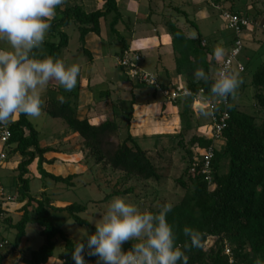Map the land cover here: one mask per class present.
Wrapping results in <instances>:
<instances>
[{"label": "trees", "instance_id": "trees-1", "mask_svg": "<svg viewBox=\"0 0 264 264\" xmlns=\"http://www.w3.org/2000/svg\"><path fill=\"white\" fill-rule=\"evenodd\" d=\"M62 12L61 17L51 21L50 30L55 31L58 24L65 26L74 21L80 30L82 48L88 55L90 52L84 47L86 35L91 31L99 32L101 21L110 14H113L111 28L118 34V40L122 43L121 53L128 49L125 38L115 29L121 18L118 0H103L101 7L91 11H87L83 4L76 3L65 7ZM168 28L175 54L180 53V56L176 55L177 71L187 75L186 84L194 92L193 95L186 97L185 108L180 111L181 130L184 131L191 126L190 115H193V111L190 105L199 89L204 88L205 98L212 96L211 80L208 83L198 81L193 75L194 71L203 68L206 73L212 75L214 59L208 60V54L212 53V50L207 42L203 44L205 38L201 34L189 37L172 21H168ZM58 35L57 44L53 41L44 42L52 50L48 55L53 56L54 50L60 51L68 44L67 33L59 31ZM251 84L254 87L255 103L264 110V60L256 66ZM229 100L230 117L222 134L225 146L223 150L215 147L212 163L213 181L208 183L201 171H190L192 155L199 154L201 150L214 143V138L207 134H194L186 148L187 166L183 174L177 178V182L185 189L184 195L179 202L171 205V210L167 213V221L177 237V245L181 246L188 257L187 264H255L257 259L264 264V115L260 112L242 110L231 97ZM179 101L180 99L174 103ZM44 109L49 115L62 118L83 137L85 145L90 149V155L97 163L105 162L116 168L122 167L126 170L127 176L134 174L144 178L154 177L157 180L162 178L159 168L129 128L121 141H113V138L121 136L122 124L116 118H108L98 124L91 123L88 118H79L77 105L70 97L61 101L49 97ZM132 116L133 108L127 117L128 123ZM9 127L12 135L3 149L7 157L16 153L21 155L16 169L17 191L23 201L16 208L21 216L19 220L14 221L11 210L3 205L2 199L0 213H5V217L0 218L2 230L7 231L9 228L16 230L9 250L14 251L20 247L26 234V226L32 221L34 212L33 222L39 226L45 241L38 249L30 251L28 264H46L54 257L58 239L64 242L63 249L58 253V259L62 260L61 264H76L72 255L75 241L61 226L55 224L50 211V196L45 192H42V197L31 194L27 174L30 164L36 158L42 176L50 177L56 182L71 183L79 173L65 176L44 169L43 163L48 162L44 154L52 147L40 145V131L26 115H18L15 121L9 123ZM225 158L228 159V169L223 171ZM131 191L132 187H129L115 190L107 196ZM86 209V204L77 202L56 207L57 211H67L75 222L90 225L88 220L79 215ZM158 211L159 209L152 212ZM185 226L201 233L198 247L192 246L190 239L183 235ZM3 236L8 239L6 235ZM210 236L215 237V241L209 248H205L204 244ZM227 244L231 246V255L225 252ZM130 246L131 242L125 244V250ZM83 256L84 261L97 258L87 253ZM1 259L0 257V261Z\"/></svg>", "mask_w": 264, "mask_h": 264}, {"label": "rangeland", "instance_id": "rangeland-1", "mask_svg": "<svg viewBox=\"0 0 264 264\" xmlns=\"http://www.w3.org/2000/svg\"><path fill=\"white\" fill-rule=\"evenodd\" d=\"M70 2H75V0H69ZM181 5V3H179ZM183 4V3H182ZM238 5V0H236ZM187 6V5H184ZM211 9H216L212 7L208 2L204 1L201 5L186 7L189 18L194 20V16H197L198 8L200 7ZM258 8H263L262 4L258 5ZM57 11V10H56ZM223 11H218L214 14L215 17H212L211 21L197 20V25L191 24V20L187 19V15L183 13H178V11L172 10L171 13L174 16L178 17V22L183 23L188 28L187 32L193 37L202 34L205 37L206 42H209L210 38L215 37L220 42H223L225 45L230 46L231 37H235L234 30L231 28L226 19L223 16ZM56 19L61 17L62 12H58ZM137 17L132 16L130 19L125 18V21L130 22H139L142 18L136 19ZM141 21L144 29L147 30V34L159 40V37L162 34V29L159 27L157 31V24H165V21L162 16L152 17L146 21V17ZM155 21V22H154ZM102 22H105L103 20ZM260 22H263L260 21ZM156 24V25H157ZM217 26L218 30L215 34L211 32L207 27ZM105 25V24H104ZM105 27V26H103ZM108 27V26H107ZM168 28V26H167ZM169 30V28H168ZM54 31V30H53ZM59 31H64L68 35V45L63 47L60 51H53L54 58H61L65 61L66 64H78L81 67V71L85 68L88 63H91L90 56L82 48V41L80 40V30L77 24L74 21H71L67 25L58 24L55 29V36L52 35L49 30L45 41H53L56 44L59 41ZM118 32L129 42L132 41L133 49L131 52H136V48H140L138 40L145 36V32L141 33L138 31H130L126 28H119ZM109 32V31H108ZM257 34L261 39L263 44L259 49L255 44H252L247 40V37L242 36L243 39V49L239 55L240 61H242L247 68L243 72L234 70V72L239 74V78L242 80L240 87L237 89V94L233 101L239 105L242 110L247 112H260L264 115V110H261L259 105H256V100L254 97V87L251 84L253 73L256 69L258 63L264 60V33L260 27H257ZM110 33V32H109ZM168 33L171 35L170 30ZM106 34V29L105 33ZM113 35V36H112ZM111 43L108 48L109 54L104 64L107 67L108 72L122 73L125 72L124 68L118 65L117 51L120 50L121 41L118 40V34L111 33ZM230 38V39H229ZM116 39V40H115ZM134 42V43H133ZM233 42V41H232ZM231 44V45H229ZM6 45L0 44V47ZM43 54L48 55L52 50L48 44H44L42 48ZM175 52V51H174ZM152 53V52H151ZM180 56V53L175 54ZM158 56V55H157ZM157 56L148 53L146 55L143 52V56L139 61L140 66L150 72H153L156 77L159 78V70L161 63L158 62ZM164 60L168 63H171L173 60L169 57H165ZM99 64L98 61L95 62V66ZM213 74L217 71L216 65L212 67ZM81 75V73H80ZM161 81V80H160ZM183 83V80H181ZM94 88L100 90L103 88H108V82L103 81L92 83ZM167 85V84H165ZM149 87V86H148ZM146 87L147 90L149 88ZM77 88V86L75 87ZM74 88V89H75ZM145 90L147 93L148 91ZM69 92H66L63 88L58 86L55 83H50L42 93V115L39 119H30L28 118L39 130H40V143L41 144H55L54 137L58 136L63 126L69 127L68 124L62 118H55L44 110L46 101L49 97L60 98L61 100L67 99ZM73 94L70 98L72 101L76 100ZM120 97H123L121 99ZM159 97L165 98L161 93ZM109 104L111 108H114L115 114L111 113V110L107 118H115L116 114L118 115L116 119L122 124L121 136L118 138H113L114 142L121 141L124 138V135L128 130V121L127 117L129 116V111L131 109L130 99L125 95H122L120 92H113L109 97ZM186 97L180 98L178 103V110H183L185 108ZM192 109L191 116V126L184 131L181 130L182 124H176L175 121L170 119L164 120L161 122L159 128L148 131L150 137L145 138L140 136L139 133H136L133 128V133L137 137L138 142L141 146L146 149L149 157L154 162V164L159 168L162 173V178L157 180L154 177L144 178L137 175L127 176L126 170L122 167H114L105 162L97 163L95 158L90 155V149L85 145L84 140L80 143L78 152L82 154L81 160L79 163L71 164V162H65L57 160L46 164L48 171L54 173H61L64 175H69L73 172H79L73 179L71 183L66 182H56L50 177H43L38 169V159L34 160L30 164L29 175H30V192L34 196H38L41 193V189L46 188L48 195L51 198L50 211L53 215V220L55 224L61 226L68 235L77 243L80 240L79 229L87 228L89 233L95 231L94 224L90 225L79 224L75 222L67 211H57V206H64L69 203L77 202L87 205V209L81 212L79 215L86 220H90L92 216L96 219L99 218L97 212H103L107 206V203L115 196H120L125 198L127 201L137 204L142 210L147 211H156L160 207L167 203L173 205L182 198L184 195L185 189L177 182V178L180 177L185 167L187 166V157H186V148L190 144V139L194 134H211V122H212V113L210 108L207 105V102L204 98H200L190 105ZM125 111H122V110ZM189 116V117H190ZM18 118V115L14 118L15 121ZM155 121V120H154ZM153 122V121H150ZM156 125V124H155ZM71 128V127H70ZM76 135L79 139L83 137L76 132ZM144 135H147L146 133ZM214 144L219 150H223L225 146V140L223 137L214 139ZM73 147H76L75 144ZM78 148V147H77ZM2 147L0 145V151ZM21 159V158H20ZM79 164V165H78ZM16 160L15 157L8 156L5 158L0 165V185L5 188L6 196L4 198L3 205L8 206L11 210L14 221L19 220L20 213L16 211V208L19 207L23 201L20 199V195L17 191L18 188V171L16 169ZM228 169V159L223 160L222 170L226 171ZM129 187H132V191L129 193H122L118 195H110L115 190H124ZM12 196H15V199H12ZM42 197V195L40 196ZM32 216L35 217V213L32 212ZM1 233L6 235L9 241L12 243L15 238L16 230L9 228L7 231L2 230ZM45 241V236L41 234L40 228L35 223L29 222L26 226V234L22 243V247L16 251H12L4 257V260L0 264H28V256L31 250L38 249ZM58 243L54 252V257L51 258L46 264H60L61 260L58 259V253L63 249V241L58 239ZM215 241V237L210 236L206 240L204 247L209 248ZM12 244H8L5 247L0 249V254L6 252L10 249ZM87 253L85 250L82 255ZM97 262L96 259H90L85 261V264H92Z\"/></svg>", "mask_w": 264, "mask_h": 264}, {"label": "clouds", "instance_id": "clouds-1", "mask_svg": "<svg viewBox=\"0 0 264 264\" xmlns=\"http://www.w3.org/2000/svg\"><path fill=\"white\" fill-rule=\"evenodd\" d=\"M65 0H0V125L17 115L39 119L42 93L50 83L66 92L77 86L81 67L61 58L43 54L45 38L58 7ZM219 52V50H218ZM198 81L211 80L210 93L219 101L235 99L242 80L233 71L220 69L209 75L203 68L194 71ZM170 204L159 211L142 210L120 196L113 197L99 218L88 221L95 231L79 229L80 240L73 248L76 264H85L82 253L97 257V264H187L188 257L177 245L167 221ZM183 235L198 247L201 233L185 226ZM131 242L125 250L124 245ZM185 248L187 245L184 246ZM255 264H261L257 259Z\"/></svg>", "mask_w": 264, "mask_h": 264}, {"label": "crops", "instance_id": "crops-1", "mask_svg": "<svg viewBox=\"0 0 264 264\" xmlns=\"http://www.w3.org/2000/svg\"><path fill=\"white\" fill-rule=\"evenodd\" d=\"M204 1L208 2L212 7L216 9L209 10L208 8H206V6L200 7L198 8V12L196 13L197 16H194V20L190 19L186 7L201 5ZM76 3L83 4L87 11H91L101 7L103 4V0H75V2H70L69 0H65L63 7L57 8L56 16L58 15L57 13L62 12L65 7ZM179 3H181V5ZM259 4H262L263 8L262 7L258 8ZM118 6L121 12V18L117 22L115 29L118 32H120L119 28H126L127 30L133 32L134 31L136 32L138 30H140L141 33L145 32L144 33L145 36L142 37L140 40H138L140 41L139 42L140 48L138 49L136 48V52L140 53L141 56H143V52H145L146 55L148 53L150 54L154 53L155 56L158 55L157 60L158 62L161 63L158 75L163 84H169L171 82L182 83L181 80H183V83L187 82V75L185 73H180L179 71H177V61L175 58V52L172 44V36L168 33L169 30L167 28L168 21H172L176 23L184 30V32L189 37H193L189 34V32H187L188 31L187 30L188 28H186L187 26L184 25L183 23H180V21L178 22V17L174 16L171 13L172 10L187 15L186 16L187 19L191 20L192 22L191 24L193 25L198 24L197 20L204 21L206 19L205 21H211L212 17H215L214 16L215 13L224 10H230L233 12L238 11V13L249 16L250 18L256 21H262V20L264 21V0H238V5L236 4V0H118ZM154 15L155 17L162 16L163 19L166 20L165 24L156 23L157 24L156 25L155 23H153V25L155 26L154 28H156L157 26V31H159L158 30L159 27L162 29V34L159 37V40L157 39L155 40L154 37L149 36V34L146 33L147 30L144 29L141 23V21L144 20L143 18L146 17L145 20L148 21L149 19H152ZM132 16L137 17L136 19L142 18V20L140 22L139 20H137V22L135 23L134 22L132 23L130 21L127 23L125 21V18L130 19ZM112 19H113V14H110L107 18L103 19L105 20V22H102L103 20L101 21V27L99 32L91 31L85 37L84 47L88 49V51L90 52L89 56L91 63H88L85 66V68L80 72L81 75H79L78 78L77 88H75L68 94V96L70 95L69 97L75 94L74 97H76V100H74L73 102L77 105L78 117L88 118L89 121L93 124H98L108 119L107 114L110 113L109 110L112 109L111 113L115 114L114 108H111L109 104V99H110L109 97L115 91L116 93L117 92L122 93V95H125L127 98L131 100L130 103H131V109L133 108V116L130 123H128V128L136 139L137 137L133 133V128H135L134 131L136 133H139L140 136L148 138L151 135L150 133H148V131L151 132L159 128L161 122H164V120L166 119H170L175 122L177 120L176 124L178 123L181 124L180 110H178V106H177L178 103L170 102L166 98L159 97L158 92L154 91L150 86L149 88L148 85L144 83H140L138 81L132 80L126 74V72L115 73V72L107 71V67L105 66L104 62L107 59V57H109L108 54L110 48L108 47L111 43V38H114L111 37V33L112 34L114 33L113 29L111 28ZM207 28L211 32L213 31L215 34L217 33L218 30L217 26L215 27L213 26V24H211V26ZM105 29H106V34L104 35ZM51 33L52 35L55 36V32L51 31ZM257 33H258L257 27L249 26L247 29H245L243 35L247 37V40L249 42L255 44L256 47L259 49L263 44L260 42L261 39L259 38V35ZM228 41L232 43L233 37H231V39ZM207 43L210 45V48L212 50V53L208 54V60L213 58L214 62L212 67L214 65H216L217 67L218 62L222 56V55H218V53L220 52L221 54H225L226 52L229 51L230 46L225 45L223 42H220L215 37L210 38L209 42ZM126 44L128 49H133L134 46H132V41L129 42L128 40H126ZM121 46H120V50L116 52L117 57L121 53ZM166 56L171 58L173 61L171 63L166 62L164 60ZM96 61H98L99 64L95 66ZM99 81H103L105 83L108 82L109 87L100 90L94 88L92 83H95L96 85L97 82ZM146 87H148L149 90H147ZM145 90H147L148 92L146 93ZM120 98L123 99V97ZM56 99L60 100V98L58 97ZM122 111L125 110L123 109ZM117 116L118 115L116 114L115 118ZM145 133L147 135H144ZM53 141L55 143L53 145L40 143L41 146L52 147L51 150L47 151L44 154L46 159H48V162L43 163V167L46 171H48L47 168H45L46 164H50L51 162L57 160L71 162V164L79 163V161L81 160L80 155L82 156V154L79 153L78 150L80 149L79 146L80 143L83 141V139L78 138V136L76 135V131L73 128L63 126V129L61 130L58 136L54 137ZM74 144L76 147H73ZM13 156L15 157L16 160L15 167H17V163L19 162L21 155L19 153H16ZM35 160L37 161V158ZM73 173H79V172H73ZM54 174H61V173H54ZM27 176L30 179L29 172ZM42 192H45L48 195L46 188H43L41 189V193L38 195V197L42 195ZM33 219L34 216H32L31 222L35 223L33 222ZM22 243L20 247H22ZM20 247H18L17 249H19ZM10 252L11 251L9 249L4 253L2 252L0 254V257L2 258L0 262H2L4 260V257L8 255ZM93 264H97V262H94Z\"/></svg>", "mask_w": 264, "mask_h": 264}, {"label": "built area", "instance_id": "built-area-1", "mask_svg": "<svg viewBox=\"0 0 264 264\" xmlns=\"http://www.w3.org/2000/svg\"><path fill=\"white\" fill-rule=\"evenodd\" d=\"M222 13L228 25L233 28L235 37L233 38L232 45L228 52L225 54H221L220 52L218 53V55L222 56L218 62L217 71L223 68L228 71L234 72V70H238L239 72H243L245 70V64L239 59V55L243 49L242 35L245 29H247L249 26L260 27L264 33V21H256L249 16L230 10H224ZM203 44H206L205 39L203 40ZM117 58L118 64L124 68L126 74L132 80L150 86L154 91L161 93L170 102H176L182 97H189L194 94L193 90L188 87L186 83L171 82L167 85L163 84L153 72L147 71L140 66L139 61L141 59V55L138 52H131V49H126L123 53L118 55ZM204 95L205 90L203 87H201L194 97L192 104L194 105V103H196V101L200 98L205 99L212 113L210 136L214 139L223 137V131L227 127L228 119L230 117L228 110L230 100L228 99L227 101L221 102L214 96L205 98ZM11 135L12 132L9 124L6 126L0 125V145L2 147L0 151V165L7 157L3 147L10 139ZM215 147L216 146L213 143L209 147L201 150L199 154H193L190 161V171H201L208 183H211L214 179L212 163L215 157ZM5 196V188L0 185V208L2 199H4ZM14 198L15 197H12V199ZM4 217L5 213L1 212L0 218ZM1 228L2 226L0 225V249L10 244L9 239L4 238L3 234L1 233ZM225 252L229 255L232 254L231 246L229 244L226 245ZM231 261H233L232 258Z\"/></svg>", "mask_w": 264, "mask_h": 264}]
</instances>
